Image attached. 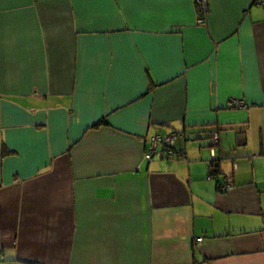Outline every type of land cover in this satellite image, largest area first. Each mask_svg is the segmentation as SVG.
I'll list each match as a JSON object with an SVG mask.
<instances>
[{
	"label": "crops",
	"instance_id": "0c3cea01",
	"mask_svg": "<svg viewBox=\"0 0 264 264\" xmlns=\"http://www.w3.org/2000/svg\"><path fill=\"white\" fill-rule=\"evenodd\" d=\"M4 262L264 264V2L0 0Z\"/></svg>",
	"mask_w": 264,
	"mask_h": 264
},
{
	"label": "built area",
	"instance_id": "2783aa9c",
	"mask_svg": "<svg viewBox=\"0 0 264 264\" xmlns=\"http://www.w3.org/2000/svg\"><path fill=\"white\" fill-rule=\"evenodd\" d=\"M258 2L262 3L264 2V0H258ZM195 4H196V9L198 12V22L200 24H204L206 23L208 16L210 14V0H195ZM243 101L240 99H231L228 102V105L230 107H242L243 106ZM214 138V144L219 145L220 143V138L218 133H214L213 135ZM174 139L175 137H172V135H168V136H155L152 139L153 145H152V149L150 151V153L147 154L148 158H152L154 156V152L155 150L158 148V146L161 144L164 146L165 152L166 154L173 156L175 154L174 150L172 149V144L174 143ZM232 185L231 180L229 181H225L221 186L220 189L221 190H226L228 188H230ZM203 238L200 237L197 239V241H202Z\"/></svg>",
	"mask_w": 264,
	"mask_h": 264
},
{
	"label": "rangeland",
	"instance_id": "374dc122",
	"mask_svg": "<svg viewBox=\"0 0 264 264\" xmlns=\"http://www.w3.org/2000/svg\"><path fill=\"white\" fill-rule=\"evenodd\" d=\"M14 253H15V251H12V250L8 251L7 254H6L7 257L5 256V258L6 259L10 258V255L14 254ZM4 264H17V263L4 262Z\"/></svg>",
	"mask_w": 264,
	"mask_h": 264
},
{
	"label": "trees",
	"instance_id": "16d2710c",
	"mask_svg": "<svg viewBox=\"0 0 264 264\" xmlns=\"http://www.w3.org/2000/svg\"><path fill=\"white\" fill-rule=\"evenodd\" d=\"M214 172H216V173H217L218 171H217V170H214ZM212 174H213V170H212Z\"/></svg>",
	"mask_w": 264,
	"mask_h": 264
}]
</instances>
